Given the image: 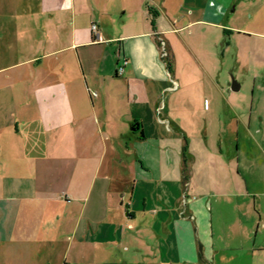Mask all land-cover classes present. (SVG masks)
I'll return each mask as SVG.
<instances>
[{
	"label": "crops",
	"instance_id": "0c3cea01",
	"mask_svg": "<svg viewBox=\"0 0 264 264\" xmlns=\"http://www.w3.org/2000/svg\"><path fill=\"white\" fill-rule=\"evenodd\" d=\"M262 93L264 0H0V264H264Z\"/></svg>",
	"mask_w": 264,
	"mask_h": 264
},
{
	"label": "rangeland",
	"instance_id": "374dc122",
	"mask_svg": "<svg viewBox=\"0 0 264 264\" xmlns=\"http://www.w3.org/2000/svg\"><path fill=\"white\" fill-rule=\"evenodd\" d=\"M235 77L236 76L234 74H231L230 83H232V80H233L236 82V84H239V82L236 80ZM237 77H239V79L242 81L243 86L241 87V89L237 90L236 92L235 91L233 92L231 90V95L233 98L231 100V108L232 109L229 110V114H228L229 123H230V117L232 118L231 124L233 123V119H234L233 117L236 116V115H234V111L237 113V115H240V117L243 121L247 122V120L250 117L249 116L250 112L252 110H255V108L258 106V98L257 97H259V96L256 94V92L258 90H256V91L253 90V84L251 81L249 82L246 79L242 80L243 77H241L239 75H237ZM260 97L262 98L261 101H263L262 103L264 104V93H262L260 95ZM250 120H251L250 125H251L252 133L254 135H257V137H260V136L264 137V121H263V123H261L260 119L256 118V116L254 114H252V118ZM255 130L258 132L257 134H256ZM227 138L231 141V146H233L232 142L235 141L234 137L232 135L229 136V134H228ZM233 150H234V148H232V151ZM122 199L123 198H121V197L119 198V205L122 202ZM126 200H128V197L126 198ZM126 205H127V203L124 202L123 208H125ZM126 225L123 228L124 241H123L122 245L119 246V254H121V255L124 254V255H129V256H138L142 262V258H143V256H145L144 254L148 250V245L150 243L148 236H147L148 233H146L145 231L140 232L142 234L137 236V242H138L137 245L138 246H137V248H135L134 244L131 243V239L133 237H135V234L137 233V231H141V229L137 228L139 226L135 222L131 224V226L133 228H135L133 230H128ZM120 241H122V240H120ZM124 248H126V250L128 249L129 252H125V251L123 252Z\"/></svg>",
	"mask_w": 264,
	"mask_h": 264
},
{
	"label": "built area",
	"instance_id": "2783aa9c",
	"mask_svg": "<svg viewBox=\"0 0 264 264\" xmlns=\"http://www.w3.org/2000/svg\"><path fill=\"white\" fill-rule=\"evenodd\" d=\"M91 30L93 32H95L96 31V25L92 24L91 25ZM166 56H167V53H166V51L164 49V44L162 43L161 44V57H162V59H164V58H166ZM122 71H123V66H120V67L117 68V72L118 73H121Z\"/></svg>",
	"mask_w": 264,
	"mask_h": 264
},
{
	"label": "trees",
	"instance_id": "16d2710c",
	"mask_svg": "<svg viewBox=\"0 0 264 264\" xmlns=\"http://www.w3.org/2000/svg\"><path fill=\"white\" fill-rule=\"evenodd\" d=\"M152 26H153V24H152ZM186 147H185V145H184V147H183V150H182V159H183V172L185 173V169H186ZM186 179V176H184V180Z\"/></svg>",
	"mask_w": 264,
	"mask_h": 264
},
{
	"label": "water",
	"instance_id": "95a60500",
	"mask_svg": "<svg viewBox=\"0 0 264 264\" xmlns=\"http://www.w3.org/2000/svg\"><path fill=\"white\" fill-rule=\"evenodd\" d=\"M231 90L232 91H237L238 90V86L232 81V85H231Z\"/></svg>",
	"mask_w": 264,
	"mask_h": 264
}]
</instances>
